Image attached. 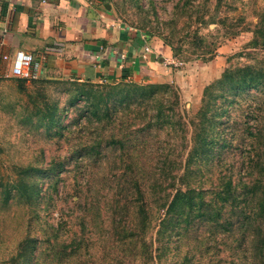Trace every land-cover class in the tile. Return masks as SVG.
Instances as JSON below:
<instances>
[{
    "label": "rangeland",
    "instance_id": "1",
    "mask_svg": "<svg viewBox=\"0 0 264 264\" xmlns=\"http://www.w3.org/2000/svg\"><path fill=\"white\" fill-rule=\"evenodd\" d=\"M103 9L151 39L148 51L158 43L167 54L155 49L158 63L125 82L0 76V264H150L136 257L135 239L121 240V225L138 221L136 198L123 186L134 181L135 160L143 174L159 172L161 151L172 144L178 156L194 131L189 125L185 143L166 130L137 134L145 112L120 101L119 88L169 84L188 119L200 109L206 86L227 68L264 70V0H105ZM221 119L236 136L229 134L213 167L200 160L193 166L210 191L220 185L218 177H233L238 199L219 220L234 224L228 231L196 222L181 253L173 251L162 264H231L235 255L264 264L256 254L264 239V82L245 88ZM32 190L28 201L25 191ZM9 191L20 192L7 201ZM157 229L153 221L147 242Z\"/></svg>",
    "mask_w": 264,
    "mask_h": 264
},
{
    "label": "trees",
    "instance_id": "2",
    "mask_svg": "<svg viewBox=\"0 0 264 264\" xmlns=\"http://www.w3.org/2000/svg\"><path fill=\"white\" fill-rule=\"evenodd\" d=\"M263 82L264 70H250L248 65L237 69L227 68L221 78L206 86L200 109L188 119L184 118V115L177 110L180 106V98L177 93L174 95L169 84L119 85L122 86L118 90L120 101L127 100L128 108L135 106V108L139 107L141 112H145L143 116L141 114L142 117L146 118L145 123L137 129V134L144 136L145 133H150L149 137H151L157 136V133L162 130H166L170 136L180 135L182 142H184L188 139L189 125L194 131L190 135V140L184 142V148L178 156H176L178 147L172 144L169 145V149L161 151L162 157L158 160L160 163L159 172L155 170L153 173L143 174V164L137 160L134 161V181L126 183L130 187L125 188L123 186V188L136 198L135 213L138 221L128 222L126 220L121 225V233L124 234L121 240L123 238L135 239V248L141 249V253L136 250V257L143 256L150 264L167 262L173 251H177L173 253V256L181 253L184 238L188 237L194 230L193 226L196 222H214L220 227H228L227 230L230 231L234 222L229 220L222 222L219 217H222V210L228 203H235L238 199L234 194L233 177H226V175L218 177L220 185L215 186L214 191H210V189L204 188L205 182L202 180V173L201 180L197 181L196 176L200 170L193 165L196 160H200L205 166H214L216 158L221 154L220 152L231 142L229 134L232 133L233 136H236L233 126H229V122L221 119V116L229 112L236 96L245 88L258 86ZM114 86L113 88H117V84ZM152 101L155 102L151 104L150 108ZM94 108L95 115L98 116L101 107L94 104ZM149 111L152 112L149 113ZM105 115L112 117L111 111H106ZM142 141L144 143L146 140ZM120 144L125 147L124 143L120 142ZM188 145L190 146L189 156L184 160L183 150ZM39 191L37 192L38 195ZM209 191L214 195L211 200L206 198V193ZM19 192L12 193L9 191L6 200H11L14 197L12 195ZM25 193L28 196V201L34 199V190L25 191ZM218 200L222 201L223 206ZM262 201L264 211V197ZM153 221H158L156 238L147 242L144 235L149 232ZM262 241L263 244L259 245L256 254L260 253L264 258V239ZM126 242L122 241L123 245ZM206 249L209 251L211 247L207 246ZM186 259L187 256L184 257V260ZM247 260L248 257L246 256L235 255L231 259V264H246L249 261ZM255 263L256 260L250 262V264ZM190 264H196V262L193 263L192 261Z\"/></svg>",
    "mask_w": 264,
    "mask_h": 264
},
{
    "label": "crops",
    "instance_id": "3",
    "mask_svg": "<svg viewBox=\"0 0 264 264\" xmlns=\"http://www.w3.org/2000/svg\"><path fill=\"white\" fill-rule=\"evenodd\" d=\"M104 3L0 0L2 51L12 56L21 50L33 53L39 77L92 82L139 79L158 63L155 49L163 52L166 46L157 43L147 51L151 39L118 23L112 10L103 9Z\"/></svg>",
    "mask_w": 264,
    "mask_h": 264
},
{
    "label": "built area",
    "instance_id": "4",
    "mask_svg": "<svg viewBox=\"0 0 264 264\" xmlns=\"http://www.w3.org/2000/svg\"><path fill=\"white\" fill-rule=\"evenodd\" d=\"M3 41H0V76L17 77L22 79L38 78L34 70L35 55L27 51H18L15 56L2 51ZM149 50V46H146ZM5 61L6 66H1V62Z\"/></svg>",
    "mask_w": 264,
    "mask_h": 264
},
{
    "label": "water",
    "instance_id": "5",
    "mask_svg": "<svg viewBox=\"0 0 264 264\" xmlns=\"http://www.w3.org/2000/svg\"><path fill=\"white\" fill-rule=\"evenodd\" d=\"M107 6H108V8H110L111 5L108 3Z\"/></svg>",
    "mask_w": 264,
    "mask_h": 264
}]
</instances>
